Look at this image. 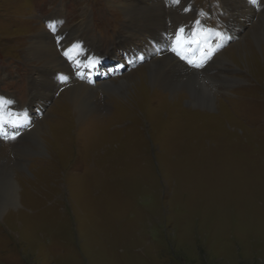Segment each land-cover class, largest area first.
Returning a JSON list of instances; mask_svg holds the SVG:
<instances>
[{
	"label": "rangeland",
	"instance_id": "1",
	"mask_svg": "<svg viewBox=\"0 0 264 264\" xmlns=\"http://www.w3.org/2000/svg\"><path fill=\"white\" fill-rule=\"evenodd\" d=\"M161 1L151 36L165 33V61L143 39L151 37L148 23L130 21L124 0H0V88L20 89L31 118L6 126L0 139V172L9 163L18 185L16 202L3 208L0 200V264H264V4L235 35L225 0ZM127 24L146 52L117 39ZM207 28L221 42L212 60L193 65L174 51L187 43L177 45L179 31ZM62 29L76 35L65 48ZM44 31L56 57L72 44L67 61L79 39L98 41L100 48H84L93 55L87 71H99L88 77L84 114L74 86L51 95L38 81L54 58L27 49ZM100 52L109 59L98 70ZM172 57L187 71L182 77L193 74L201 86L182 79L152 87L149 70L175 75L166 64ZM45 74L53 82L61 72ZM202 86L212 106H194ZM15 102L14 94L0 96V119Z\"/></svg>",
	"mask_w": 264,
	"mask_h": 264
},
{
	"label": "bare ground",
	"instance_id": "2",
	"mask_svg": "<svg viewBox=\"0 0 264 264\" xmlns=\"http://www.w3.org/2000/svg\"><path fill=\"white\" fill-rule=\"evenodd\" d=\"M124 1L127 4V7H125V8L128 11L127 12V15H128V17H130V21H134V23L136 25V24H140L141 21H142V19H144L145 21L143 22V24L148 23L149 29L147 28V32L145 34H148V35L151 36V31H152L153 27L154 28L155 27L158 28V27L161 26V23L157 22L159 19H158V15L156 14V11L159 8L158 7V3L159 2L162 4V8H164V5H165L164 4V1H161V0H153V1H155V5L154 6L149 7V6L146 5V7L143 6V8L142 7H139V6H136L133 3H128L126 0H124ZM132 1H137L138 2V0H132ZM144 1H146V0H144ZM169 1H172V0H169ZM230 1H236L235 2L236 5H231V3H229ZM255 1H256V3H254L253 0H225V4H227L226 5V8L227 9H230V8L232 9V14H230L229 17L232 16L231 17L232 18L231 21L233 22V24L231 25V30H233L232 29V26H234V30H233L234 32L233 33L235 35L239 33V30L242 27L241 26V23L244 20H246L248 22H251V21L254 20L255 17L253 18V16L251 15V13L252 14H255L257 12V9H255V5L258 4L259 5L258 10H260V6L262 7L263 4H264V1L263 2L261 0H255ZM187 9L190 10L191 7H187ZM140 13L143 16L142 18L139 17V14ZM145 16H147V18ZM149 18L151 20H153V23L154 24L151 21H148ZM47 23H48L49 26H51L52 24L54 26H56V20L54 21L53 20V17L49 18V21H47ZM254 26H256V25H253V27ZM254 29H256V28H254ZM129 30H132L131 25L130 24L125 25L124 26V31H126V32H124L123 34H121V36H119L117 39H119L121 42L126 43V44H128V43L136 44L135 46H138L139 47V50L146 52V50H144V44L140 43V40H137V41L131 40V38L133 39L136 36L135 35L132 36L131 34H129L130 33ZM159 32L161 33V35H164L165 36V33L162 34L161 28H160ZM159 32H158V35L160 34ZM235 32H237V33H235ZM57 35L61 37L60 41H58L59 38H57L58 40L57 39L56 40L59 42V44L62 46V48H65L66 43H68L71 39H73L72 37L74 36L73 35V31H72V34H70V32L67 29L60 30ZM37 36H38L37 38H35V39L32 40L33 42H35V44L32 46V48H28L27 49V52L29 53L28 56H30V57L33 56L35 59H39V58L40 59H42V58L47 59V57H49L50 59L51 58H54L50 62L48 61L49 64H50V67L49 68H48V66L42 68V70L40 71L41 74L38 75V81L41 82V83H45L43 87H44L45 90L49 89V92H50L51 95L56 90V88H60L61 86H64V85L65 86L66 85H68V86H74V88H72V92H73V96H74V100H73L74 101V104L76 106V109L79 112H81L82 114H84V112H86V108H85V105H84V103L82 101V97L84 96V94H87L88 92L90 93V89H91L92 85L90 84V80L88 78L83 79L82 81H81V79H78L75 76L74 71H75V69L79 70L78 69L79 68L78 67V64H80L82 61H84L85 59H87L86 58V50H87V48L84 49L85 46L89 44L91 47H95V48L99 47L100 48V46L95 45V44H97L98 41L95 40V39H93V38H90L88 42H86L85 39H82V40L79 39L78 40L79 44L78 45L75 44L76 45V48L78 49V51L75 52L76 58L74 60H72V61L71 60L67 61L66 60V55H68L69 54L68 51L73 48L72 44L69 45L68 50H66V49L64 50L63 49L65 51V53H67V54L60 55V56H57L56 57V54H55V51L56 50L54 49V43L55 42H53L51 40V36L46 31L41 32L40 34H37ZM164 36L157 37V35L156 36L152 35L151 37L145 36L143 38V39H146L148 43L154 44L156 46V49H158V51H161L157 55H159L160 57H162L163 58V61H165L164 58H166V57H168L169 59L171 58V56L167 55L166 52H165V50H164L165 44H166V36L165 37ZM152 39L158 40L159 43L158 42H152ZM80 42H83V43H80ZM121 46H123V44H121ZM99 50L101 51V49H99ZM162 53L163 54L165 53L166 55L165 54L163 55ZM54 54H55V56H54ZM57 55H59V54H57ZM104 55H106V54H102V52H100V53H96V56L93 57L95 59L96 65H98V66L100 65L98 67V70L101 67V64H103L105 60H108L109 59L107 57L105 58ZM148 55H152V54H149L148 53ZM92 56L93 55H91V57L89 58V60L92 58ZM108 56H110V58H111L112 57V54L111 55H108ZM61 57H63V60H61ZM155 60L156 59L154 57V61ZM156 62H155V64L153 66L159 65V63H156ZM166 64H168L167 65L168 68L171 67L173 70H175V75H170V72H168L166 74V76L168 75L170 77H165L164 78V77H161V75L157 76L153 72L154 69L153 70H149L150 71L149 72L150 73L149 74L150 82L148 80L147 81L149 82V84L152 87L155 85V87L156 86H162V87H166V88H173V87L177 86V84H178L177 82L180 83V82L184 81L185 79L188 80L187 81V84L188 83L193 84V85L195 83L196 84H199V81H198L197 78L196 79H193L194 78L193 74L185 75L186 77H184V76L182 77V74L185 73V72H187V71L184 70V68H182L180 66V64H178V62L173 59V57H172L171 61H167L166 60ZM103 66H105V64H103ZM184 67H186V66H184ZM150 68L152 69L151 66H150ZM49 70L50 71L52 70V71H55V72L57 71V73L61 72V75L58 74L59 76L53 80V82H57L58 85L51 86L50 83H53V82L52 81H49L47 79L48 77H46V74H45ZM164 73H165V71H164ZM98 74H99V71H96L94 73L95 76H97ZM163 76H165V75H163ZM174 76H175V78H173ZM182 79H184V80H182ZM31 80H32V83H34L36 81V78H34V76H33ZM181 84L186 85V83H181ZM199 85L201 86V84H199ZM178 86H180V85H178ZM202 89H203V91L201 93H199L200 95H198L197 97L194 98L195 99L194 102H195V104H197V105H194V106L197 107L201 103L208 104V106H212L213 105V102H211V100L209 98V96H211V94H207L208 92L211 93L210 90H208L205 86H202ZM171 91H174V90H171ZM80 93H83V94H80ZM50 94H49L48 98L51 96ZM45 98L47 100V97H45ZM30 100H31V98H30ZM44 104H45V102H44ZM6 108H8V107H6ZM26 113H27L28 121H30L31 118H30V115H29V107L27 108ZM7 117H8V113L6 111H4L3 114H2V117L0 119V125H1L0 126V139H2L1 138L2 137V132L5 130L4 127L2 126L3 123L1 121L2 120H5L6 121L7 120ZM1 168L2 169H1V172H0V200H1L2 205H3L2 207L4 208L5 205L7 204L6 202H12V203L13 202H16V190H17L18 185H17V183L13 179V175L15 173L13 172L14 170H13L12 166L9 165V163H8L6 165L3 164V166ZM4 174H5V176H4Z\"/></svg>",
	"mask_w": 264,
	"mask_h": 264
}]
</instances>
